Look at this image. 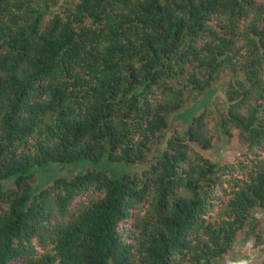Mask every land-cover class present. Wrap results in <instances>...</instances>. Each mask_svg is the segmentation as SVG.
<instances>
[{"label": "trees", "instance_id": "trees-1", "mask_svg": "<svg viewBox=\"0 0 264 264\" xmlns=\"http://www.w3.org/2000/svg\"><path fill=\"white\" fill-rule=\"evenodd\" d=\"M261 215L264 0H0V264H219Z\"/></svg>", "mask_w": 264, "mask_h": 264}, {"label": "rangeland", "instance_id": "rangeland-1", "mask_svg": "<svg viewBox=\"0 0 264 264\" xmlns=\"http://www.w3.org/2000/svg\"><path fill=\"white\" fill-rule=\"evenodd\" d=\"M230 76L225 74L221 76L212 86V93L210 100L205 107L201 108L196 115H199L204 109L206 111H212L214 115L220 114L227 107L226 90L228 87V81ZM189 102L186 109L191 106ZM212 115V116H214ZM173 126H183L186 122L180 114H175L172 117ZM216 141L214 149L210 153L211 156L221 162H231L235 160L244 150V145L241 143L238 133L234 132L232 137H221ZM95 166L91 162L76 163L74 165H67L59 167L64 172L61 175L70 176V170L74 173H78L84 169H92ZM101 169L107 170L109 173L119 175L122 172H132L133 166L117 165L108 162H103L100 166ZM69 172V173H68ZM71 174V173H70ZM258 223L264 224V216L261 215L258 218ZM255 239L252 235H246L244 233L239 234L237 242L228 256H226L219 264H260L264 260V245L256 247Z\"/></svg>", "mask_w": 264, "mask_h": 264}]
</instances>
